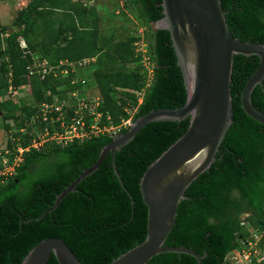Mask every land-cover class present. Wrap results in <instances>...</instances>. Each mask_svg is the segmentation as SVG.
Listing matches in <instances>:
<instances>
[{
  "label": "trees",
  "instance_id": "trees-1",
  "mask_svg": "<svg viewBox=\"0 0 264 264\" xmlns=\"http://www.w3.org/2000/svg\"><path fill=\"white\" fill-rule=\"evenodd\" d=\"M222 5L234 36L264 43V0H222ZM129 8L137 12L139 26L146 27L155 64L154 78L135 120L152 109L183 106L188 93L170 31L154 28L164 16L162 0H125V10ZM102 20L97 4L89 0H29L14 18L13 27L1 25L0 116L5 121L20 120L35 112L34 105H22L9 97L11 84H30L37 102L51 100L52 96H46L49 90L65 96L74 87L68 78L29 77L27 67L36 56L51 62L96 57V70L82 89L102 96L100 109L110 114L114 123L129 116L131 103H138L131 90L145 86L148 76L135 51L134 42L140 35L137 28L124 35L115 26L106 32ZM259 62L258 55H235L233 122L216 161L187 188L166 240V245L206 253L203 264H226L227 254L249 236L243 222L264 228V123L249 116L241 101L242 90ZM62 84L66 91L58 89ZM252 102L264 112V82L253 90ZM26 119L17 128L26 125ZM189 124L190 117L147 123L116 152L118 174L109 152L100 167L65 195L52 212L47 210L57 195L98 160L114 136L101 133L65 146L52 144L26 152L17 173L0 188V264H21L36 244L53 236L63 238L84 264H109L144 241L148 207L141 178ZM127 130L123 128L121 133ZM18 135L22 145L29 143L30 135ZM15 143L9 142L11 147ZM246 213L250 215L244 216ZM48 264H60L54 253ZM147 264H198V260L188 253L162 252Z\"/></svg>",
  "mask_w": 264,
  "mask_h": 264
},
{
  "label": "water",
  "instance_id": "water-1",
  "mask_svg": "<svg viewBox=\"0 0 264 264\" xmlns=\"http://www.w3.org/2000/svg\"><path fill=\"white\" fill-rule=\"evenodd\" d=\"M162 5L164 16L154 23V28L171 33L187 88L186 103L177 108L152 109L136 118L127 131L102 148L98 160L67 185L47 210L57 208L65 195L75 191L85 177L100 167L109 152L118 174L116 152L147 123L190 117L186 132L149 165L141 178V191L148 207L145 240L109 264H147L162 252L188 253L203 264L206 253L166 245V240L176 224L179 204L187 197V188L216 161L233 122L232 74L236 54L260 57L258 67L242 90L241 101L249 116L264 123V112L252 102L253 90L264 82V43L241 40L232 34L222 0H162ZM52 253L60 264H84L66 241L56 236L36 244L21 264H48Z\"/></svg>",
  "mask_w": 264,
  "mask_h": 264
},
{
  "label": "built area",
  "instance_id": "built-area-1",
  "mask_svg": "<svg viewBox=\"0 0 264 264\" xmlns=\"http://www.w3.org/2000/svg\"><path fill=\"white\" fill-rule=\"evenodd\" d=\"M94 3L95 0H89ZM125 10V0L119 1V9ZM137 31L140 38L134 42L136 56L140 57V63L148 72L146 85L140 89L131 90L138 98V103L132 105L129 116L122 117L116 124L111 115L100 109L103 103L100 94L89 95L82 89L87 84L91 75L96 70V57H86L70 61L68 59L50 62L46 57L36 56L33 64L27 67L29 77L37 74L42 79L47 76L54 78H68L72 89L66 91L65 85L58 87L65 90V96L48 91L46 96H52L51 100L37 102L31 92V85L26 83L20 86L10 85L9 97L22 105H34L35 112L24 116L20 120L6 119L4 125L8 138L1 140L0 144V188L7 180L13 177L24 161L26 152L44 146H65L76 139L89 138L92 135L109 133L112 136L121 134L123 128H129L134 121V114L138 105L142 103L146 88L150 85L155 74V64L149 53L150 40L146 36V27L139 26ZM11 77V75H10ZM27 118L26 125L17 128L21 120ZM9 125V129L6 126ZM19 132L30 135L27 145L20 143L22 137ZM16 142L10 146L9 142ZM249 228V236L240 248L229 252L225 258L226 264H264V228H255L245 222Z\"/></svg>",
  "mask_w": 264,
  "mask_h": 264
},
{
  "label": "rangeland",
  "instance_id": "rangeland-1",
  "mask_svg": "<svg viewBox=\"0 0 264 264\" xmlns=\"http://www.w3.org/2000/svg\"><path fill=\"white\" fill-rule=\"evenodd\" d=\"M21 1H20V4H21ZM24 1H27V0H24ZM100 1L102 2L104 0H96L94 3L97 4V6L100 9V13L103 18L101 22V27L103 30L108 32L112 26H115L117 29L121 30L125 26L127 30L134 31L136 28L139 27V20L137 17V12L135 10H132L129 8L125 10L126 14H122L121 11L117 13L114 11V7H112L111 5L112 2L110 4L111 0L109 1L105 0L106 2L102 4ZM119 1L120 0H118L117 3H119ZM7 5H8V9L5 12H2L3 9L0 10L1 21L2 23H5V24L10 22V24H8V27H13V21H10V19H12L14 13L16 12L15 11L16 9L14 10L15 4L9 2ZM12 12L13 14H11ZM20 42L22 46H25L24 39L21 38ZM4 125H6V123L3 117L0 116V141L8 138V134L5 130Z\"/></svg>",
  "mask_w": 264,
  "mask_h": 264
},
{
  "label": "crops",
  "instance_id": "crops-1",
  "mask_svg": "<svg viewBox=\"0 0 264 264\" xmlns=\"http://www.w3.org/2000/svg\"><path fill=\"white\" fill-rule=\"evenodd\" d=\"M20 1L21 0H0V10L1 9H3L2 10V12H5L7 9H8V3L10 2V3H13V4H15L14 5V10L16 11L15 13H14V15H13V17H12V19H10V21H13L14 20V18L16 17V15H17V13L19 12V10L23 7V6H25L26 4H27V2L29 1V0H27V1H24V0H22L21 1V4H20ZM109 1V0H108ZM101 2V1H100ZM106 1L104 0V1H102L101 2V4L102 3H105ZM111 2H112V4H111ZM118 2V0H111L110 1V4L112 5V7H114V10H116L117 9V4L119 5V3H117ZM99 8V7H98ZM14 12V11H13ZM13 12L11 13V14H13ZM99 12H100V9H99ZM101 14V13H100ZM8 24H10V22H8L7 24H5V23H2V21H1V16H0V26L1 25H6V26H8ZM122 28V27H121ZM121 31H124V35L125 34H127L128 33V31H130V30H127V28H125V26L123 27V29H121ZM123 34V33H122ZM91 93V92H90ZM93 93V92H92ZM2 117V116H1Z\"/></svg>",
  "mask_w": 264,
  "mask_h": 264
},
{
  "label": "flooded vegetation",
  "instance_id": "flooded-vegetation-1",
  "mask_svg": "<svg viewBox=\"0 0 264 264\" xmlns=\"http://www.w3.org/2000/svg\"><path fill=\"white\" fill-rule=\"evenodd\" d=\"M248 215H250V214H248V213L244 214V216H248Z\"/></svg>",
  "mask_w": 264,
  "mask_h": 264
}]
</instances>
